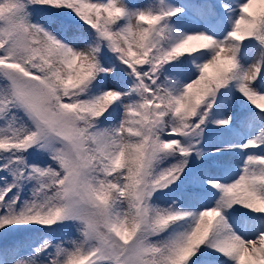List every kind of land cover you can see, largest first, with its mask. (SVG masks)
Returning <instances> with one entry per match:
<instances>
[{
    "label": "snow or ice",
    "instance_id": "obj_1",
    "mask_svg": "<svg viewBox=\"0 0 264 264\" xmlns=\"http://www.w3.org/2000/svg\"><path fill=\"white\" fill-rule=\"evenodd\" d=\"M0 264H264V0H0Z\"/></svg>",
    "mask_w": 264,
    "mask_h": 264
},
{
    "label": "trees",
    "instance_id": "obj_2",
    "mask_svg": "<svg viewBox=\"0 0 264 264\" xmlns=\"http://www.w3.org/2000/svg\"><path fill=\"white\" fill-rule=\"evenodd\" d=\"M214 137L223 138L224 140H228V139H231V134L218 132V134L215 135ZM159 203L164 204L165 203V200L162 199L161 201H159Z\"/></svg>",
    "mask_w": 264,
    "mask_h": 264
},
{
    "label": "rangeland",
    "instance_id": "obj_3",
    "mask_svg": "<svg viewBox=\"0 0 264 264\" xmlns=\"http://www.w3.org/2000/svg\"><path fill=\"white\" fill-rule=\"evenodd\" d=\"M217 134H218V132H213V133H212L213 136H215V135H217ZM231 138H232V137H231Z\"/></svg>",
    "mask_w": 264,
    "mask_h": 264
}]
</instances>
